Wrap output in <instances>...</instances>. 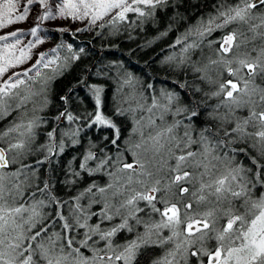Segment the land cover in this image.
<instances>
[{"label": "snow or ice", "instance_id": "6c2138e0", "mask_svg": "<svg viewBox=\"0 0 264 264\" xmlns=\"http://www.w3.org/2000/svg\"><path fill=\"white\" fill-rule=\"evenodd\" d=\"M171 3L0 2V29L26 22L33 4L43 9L29 30L0 35V121L12 117L0 128V264H138L148 249L169 243L174 247L150 258L149 264H264V191L253 195L257 186L264 189V0H217L213 14L199 18L170 45L181 46L185 55H169L162 63L173 68L187 65L195 77L191 83L174 82L187 90L186 98L175 89L157 91L153 83L144 84L125 71L118 82L113 111V117L130 122L124 140L115 120L101 110L104 88L85 83L94 110L82 116L69 111L70 95L60 96L64 110L54 119L69 125L87 119V127L112 129V138L106 136L105 140L116 155L107 154L111 151L107 145L97 155L95 145H90L76 168L69 165L62 183L75 185L82 173H103L108 180L103 185L93 180L66 199L55 194L51 179L33 183L36 165L51 163L64 152L63 137L78 142L79 127L59 138L57 128H52L46 133V142L37 145L44 158L34 164L26 162L36 151V130L46 122L37 113L49 103V84L71 61L81 58L78 53L85 52L68 44L71 55L61 58L59 49L65 45L58 44L49 52L36 54L30 67L8 75L11 69L31 61L33 49L45 42L39 35L44 31L41 23L79 22L83 26L77 33L92 32L127 21L130 12L138 18H154L157 9ZM180 19L183 17L177 13L158 38L167 36ZM218 29L228 31L219 40L207 41L209 47L218 45L214 55L204 63L191 60L189 53ZM56 31L70 30L61 27ZM29 36L32 39L25 43L22 38ZM85 71L105 75L99 68ZM85 80L82 77L78 83ZM195 80L211 90L198 86ZM211 99L217 102L209 105ZM245 110L247 115H237ZM168 116L173 117L170 122ZM125 154L131 155V162L125 161ZM90 161L96 162L94 167H89ZM85 199L86 204L82 203ZM93 204L101 206L98 212L91 211ZM49 208L51 212L45 211ZM154 214L159 219H154ZM92 217L98 222L89 223ZM114 220L117 222L111 223ZM105 221L110 226L103 228ZM141 226L143 230L137 231ZM164 229L168 236L162 234ZM119 233L131 236L120 243L114 239Z\"/></svg>", "mask_w": 264, "mask_h": 264}, {"label": "trees", "instance_id": "16d2710c", "mask_svg": "<svg viewBox=\"0 0 264 264\" xmlns=\"http://www.w3.org/2000/svg\"><path fill=\"white\" fill-rule=\"evenodd\" d=\"M232 3L233 0H228ZM217 3V0H172L170 6L166 8L157 9L154 18H138L135 13H128V20L120 22L115 27L106 26L104 28H94L92 32H76V29H69V32L59 33L56 31L58 26L43 27L46 33L52 35L53 47L58 44H64L65 47L59 49L61 58L64 56H70L66 49L68 44L73 46V50L84 48V53H78L80 55L79 60L71 61L69 67L49 84L48 100L46 108L42 112H38L37 115L45 119V123H42L36 130L37 137L36 143L33 145L36 151L27 157L26 162L34 164L36 159H43V154L37 145H42L46 142V133L52 128H57V137L65 131H72L79 127L80 131L75 139L78 141L73 144L72 138L63 137L65 143V150L58 156L52 158L51 163H45L44 165H36V178L33 183H40L45 179H51L55 185L53 191L61 199H66L72 195L77 194L80 190L90 184L93 180L97 184L103 185L107 182L108 176L103 173H97L95 176H87L82 173L81 178L78 179L75 185L66 186L62 183L64 179V173L68 170L69 165L72 168H76L79 163L82 162L81 158L87 151L90 145H95L93 151L97 155H101L99 149L104 148L105 145L111 149L108 155L115 156L116 151L108 141L105 140L107 136L110 140L113 135V130L93 125L87 127L88 120L81 119L80 121L69 125L67 121L61 120L57 122L55 116L64 110V105L59 99L62 95H70V102L68 105L69 111H72L74 115L82 116L86 112H92L94 110V100L91 97V93L85 83L91 85L95 84L104 88L102 93V112L109 118H113L118 126L121 128V139L124 140L128 136L130 122L123 117H113L114 111V97H117V86L120 78L125 71L132 73L139 80L146 83H153L157 91L162 88L175 89L181 94V98H186V89H181L178 84L174 83L179 81L183 83L187 81L191 83L195 77L190 70H187V65L184 68H173L165 63H162L169 55L180 57L185 55L181 46L170 47L184 31L192 24L196 23L201 17L205 19L215 12L213 5ZM179 5L178 7L176 5ZM179 13L183 19L173 23V27L168 32L167 36L162 38L160 33L163 32L172 18ZM143 19V23H141ZM82 27V25L78 26ZM231 27V26H230ZM228 29H218L214 31L211 36L207 37L204 44L199 48L193 49L189 55L191 60L200 61L202 63L207 62V58L214 55V49L218 47L216 43H213L211 47L207 45L208 40H219ZM99 33V34H97ZM65 40L66 43L63 41ZM50 48V49H52ZM49 49V51H50ZM47 51V52H49ZM111 65V67H109ZM99 68L105 75L96 76L85 71V69ZM43 71L47 72V69ZM85 77L84 83H78V81ZM198 86L203 87L205 90L210 91L211 86L201 84L199 80H195ZM73 90L72 93L68 92V89ZM124 91H127L125 89ZM217 101L211 99L208 101L209 105H214ZM31 108V105H29ZM203 107V105H202ZM32 113L29 112V115ZM15 115V113L13 114ZM237 115H247V111L238 112ZM179 117H177L178 119ZM12 117H8L5 120L0 121V128L5 127ZM173 117L168 116L167 120L170 122ZM204 120V117L200 118ZM159 122V121H158ZM124 159L126 162H131L132 157L130 154H125ZM246 164L250 163L248 160L244 161ZM95 161L89 162V167L95 166ZM261 191L259 186L254 191L253 195L258 196ZM82 203H87L85 199ZM143 204V202H141ZM163 207V205H157ZM99 204H93L91 211L98 212L100 210ZM45 211L51 212L52 209H45ZM143 215V213H141ZM154 219H159L154 214ZM96 217H92L89 223H97ZM112 221L111 223H116ZM224 223V221H221ZM108 221H105L101 227H109ZM143 228L138 227L137 231H142ZM164 236H168L170 233L167 229L162 231ZM131 234L119 233L114 239L120 243L124 242L125 237L130 238ZM95 239V238H94ZM214 243V242H210ZM99 246V245H97ZM174 247L173 244H165L163 248L152 247L147 250L145 255L138 258V264H149L150 258L160 256L164 253L165 249ZM85 255L90 256L91 253L87 250H82ZM206 259V258H205Z\"/></svg>", "mask_w": 264, "mask_h": 264}, {"label": "rangeland", "instance_id": "374dc122", "mask_svg": "<svg viewBox=\"0 0 264 264\" xmlns=\"http://www.w3.org/2000/svg\"><path fill=\"white\" fill-rule=\"evenodd\" d=\"M0 2H2V0H0ZM21 6H23V2H22ZM42 11H43V9H41L38 4H33L32 10H31L29 17H28L26 22L17 23V24L10 26V27L0 29V35H6V34L10 33L11 31L17 30V29H22L25 31L29 30L35 24V17L37 15V13H42ZM80 25L81 24L79 22L71 23L69 21H62V20H46V21H43L40 26L42 29H43V27H49V26H54V27L58 26L60 28L63 27V28H68V29H77L78 26H80ZM39 35L42 37H45V42L41 45H38L35 49H33V59L31 61H29L27 64L21 66L20 68L11 69L9 71L8 75H10L11 72L22 71L23 68L30 67L31 64L35 63L36 54H38L40 52H47V51H49L50 48L53 47L52 35L50 33H46L45 31H42L39 33ZM22 39H24V42L27 43V41L32 39V38L29 36V37L22 38ZM63 41L66 43L65 40H63ZM5 78H7V77H5Z\"/></svg>", "mask_w": 264, "mask_h": 264}]
</instances>
